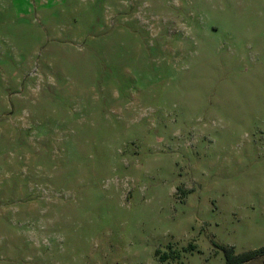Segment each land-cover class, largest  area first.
<instances>
[{
  "label": "rangeland",
  "instance_id": "1",
  "mask_svg": "<svg viewBox=\"0 0 264 264\" xmlns=\"http://www.w3.org/2000/svg\"><path fill=\"white\" fill-rule=\"evenodd\" d=\"M221 244H264V0H0V264Z\"/></svg>",
  "mask_w": 264,
  "mask_h": 264
},
{
  "label": "trees",
  "instance_id": "2",
  "mask_svg": "<svg viewBox=\"0 0 264 264\" xmlns=\"http://www.w3.org/2000/svg\"><path fill=\"white\" fill-rule=\"evenodd\" d=\"M225 256L222 264H245L246 262L263 256L264 261V244L258 247L247 248L242 251H236L231 244H221ZM208 264V263H203Z\"/></svg>",
  "mask_w": 264,
  "mask_h": 264
}]
</instances>
